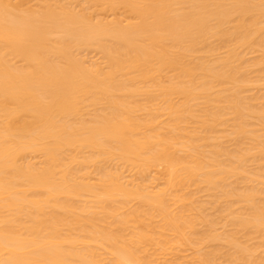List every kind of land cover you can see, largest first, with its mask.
<instances>
[{
	"label": "bare ground",
	"instance_id": "6f19581e",
	"mask_svg": "<svg viewBox=\"0 0 264 264\" xmlns=\"http://www.w3.org/2000/svg\"><path fill=\"white\" fill-rule=\"evenodd\" d=\"M177 251L264 264V0H0V264Z\"/></svg>",
	"mask_w": 264,
	"mask_h": 264
},
{
	"label": "rangeland",
	"instance_id": "374dc122",
	"mask_svg": "<svg viewBox=\"0 0 264 264\" xmlns=\"http://www.w3.org/2000/svg\"><path fill=\"white\" fill-rule=\"evenodd\" d=\"M250 56H252V55H250ZM253 56H254V55H253ZM200 197H201V199H202V197H204V195L202 194ZM185 249H186V248H185ZM185 249H183V250L185 251ZM187 250H188V248H187ZM184 251H183V252L177 251V253L174 252V255H170V256L166 257V258H165L166 260H165V259H164V260L161 259L162 264H164V261H167V260H168L167 263H169V264L171 263V264H172L173 262H171V261H172V260L174 261L176 258H177V259L179 258V260L176 259L177 262H178V261H179V262H182V260L185 259L186 257L183 258V259L180 258V257L187 256L190 250H188V253H187L186 255H185V254L183 255V253H186V252H187V251H186V252H184ZM179 252H180V253H179ZM191 253H192V251H191ZM191 253H190V255H192ZM176 255H178V257H177ZM181 255H183V256H181ZM190 255L187 256L188 259H189V256H190ZM174 256H175L176 258H175ZM179 256H180V257H179ZM173 257H174V258H173ZM190 257H191V256H190ZM169 258H170V259L172 258V259L169 260ZM162 260H163V261H162ZM176 260H175V261H176ZM185 260H187V259H185ZM169 261H170V262H169ZM183 262H184V260H183ZM165 263H166V262H165ZM174 263H175V262H174Z\"/></svg>",
	"mask_w": 264,
	"mask_h": 264
}]
</instances>
